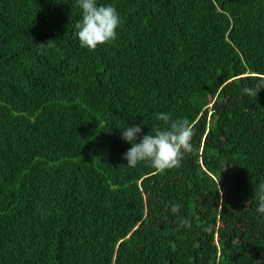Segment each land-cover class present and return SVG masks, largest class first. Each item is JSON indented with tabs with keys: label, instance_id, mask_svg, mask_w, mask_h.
<instances>
[{
	"label": "trees",
	"instance_id": "trees-1",
	"mask_svg": "<svg viewBox=\"0 0 264 264\" xmlns=\"http://www.w3.org/2000/svg\"><path fill=\"white\" fill-rule=\"evenodd\" d=\"M101 2L89 50L76 0H0V264H264V0ZM159 112L192 150L128 167L117 127Z\"/></svg>",
	"mask_w": 264,
	"mask_h": 264
},
{
	"label": "clouds",
	"instance_id": "clouds-1",
	"mask_svg": "<svg viewBox=\"0 0 264 264\" xmlns=\"http://www.w3.org/2000/svg\"><path fill=\"white\" fill-rule=\"evenodd\" d=\"M79 9L78 19L74 22L75 38L80 47L94 50L115 40L117 29L121 23V16L111 3L101 0H76ZM264 87V80L258 81L252 87L245 86L242 92L257 96V92ZM158 121H163L166 127L157 128L154 132H143L140 123L125 124L120 129V139L130 147L122 153V158L130 168L145 162L158 172L165 169L179 167L181 158L192 150L191 140L194 135V125L183 118H172L165 112L156 114ZM256 213L264 218V183L259 185L256 192ZM177 205L172 210L175 212ZM185 226H190L184 221Z\"/></svg>",
	"mask_w": 264,
	"mask_h": 264
}]
</instances>
